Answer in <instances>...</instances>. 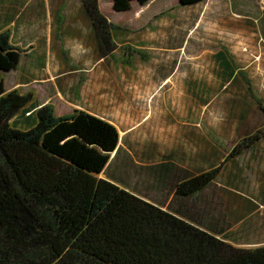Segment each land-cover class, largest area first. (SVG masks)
Segmentation results:
<instances>
[{"label":"rangeland","instance_id":"374dc122","mask_svg":"<svg viewBox=\"0 0 264 264\" xmlns=\"http://www.w3.org/2000/svg\"><path fill=\"white\" fill-rule=\"evenodd\" d=\"M98 6L118 27L112 40L120 57L101 66L108 91L118 88L125 66L134 98L131 110L103 113L119 141L97 176L234 248L264 247V0H98ZM70 7V0H0V16L20 11L47 36ZM2 32L18 47L13 28ZM12 71L0 73L5 93L15 89ZM255 134L261 139L254 147L223 164L200 194L174 195L176 181L218 166Z\"/></svg>","mask_w":264,"mask_h":264},{"label":"trees","instance_id":"16d2710c","mask_svg":"<svg viewBox=\"0 0 264 264\" xmlns=\"http://www.w3.org/2000/svg\"><path fill=\"white\" fill-rule=\"evenodd\" d=\"M100 52L115 45V26L98 0H80ZM20 50L0 32V73L15 68ZM217 58L229 69L224 53ZM0 75V264H264V247H232L175 213L99 178L118 132L85 111L55 116L30 94L4 92ZM24 108L35 109L19 116ZM29 110V111H30ZM14 117V119H13ZM259 134L235 145L216 167L176 181L191 199L215 182L223 164L251 150Z\"/></svg>","mask_w":264,"mask_h":264},{"label":"crops","instance_id":"0c3cea01","mask_svg":"<svg viewBox=\"0 0 264 264\" xmlns=\"http://www.w3.org/2000/svg\"><path fill=\"white\" fill-rule=\"evenodd\" d=\"M70 3L72 8L63 9L57 16L55 25L58 31H53L56 32L54 36L51 27L47 36H43L40 26H30V22L23 18L20 11L13 16H0V32L3 28L11 27L13 34L19 35L17 48L20 50V57L12 71L16 78L14 88L21 95L30 94L31 103L37 105V108L52 106L56 116L81 110L116 127L103 113L109 109H126V105L131 110L134 98L132 84L127 81L124 66L120 81L116 83L118 88L114 86L115 92L110 94L106 79L108 70L102 75L101 66L106 63L105 60H117L120 56H116L114 49L107 55L101 54L96 34L80 0H70ZM56 7L55 10H62L59 5ZM61 18L62 22L59 23L58 19ZM105 18L110 22L107 16ZM30 27L36 31H31ZM117 29L118 27L111 31V39ZM126 57L122 55L120 65L126 62ZM117 71L120 73L121 69ZM37 108H24L20 114L32 113L30 117L33 118Z\"/></svg>","mask_w":264,"mask_h":264}]
</instances>
